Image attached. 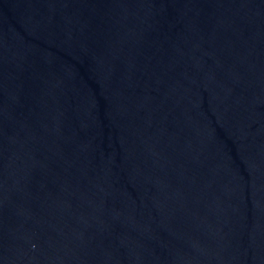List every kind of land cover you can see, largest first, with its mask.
<instances>
[{
    "label": "water",
    "instance_id": "obj_1",
    "mask_svg": "<svg viewBox=\"0 0 264 264\" xmlns=\"http://www.w3.org/2000/svg\"><path fill=\"white\" fill-rule=\"evenodd\" d=\"M0 264H264V0H0Z\"/></svg>",
    "mask_w": 264,
    "mask_h": 264
}]
</instances>
